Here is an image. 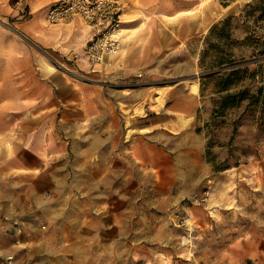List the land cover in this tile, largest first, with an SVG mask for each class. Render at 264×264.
I'll use <instances>...</instances> for the list:
<instances>
[{"label":"rangeland","instance_id":"obj_1","mask_svg":"<svg viewBox=\"0 0 264 264\" xmlns=\"http://www.w3.org/2000/svg\"><path fill=\"white\" fill-rule=\"evenodd\" d=\"M55 1L0 5V222L19 243L29 235L1 203L15 187L29 189L32 220L47 214L14 264H264V105L215 107L264 85V0H137L120 49L96 64L86 22H46ZM237 67L242 78L219 91ZM87 84L108 96V170L79 177L75 193L56 154L57 107ZM91 125L100 115H85Z\"/></svg>","mask_w":264,"mask_h":264},{"label":"crops","instance_id":"obj_2","mask_svg":"<svg viewBox=\"0 0 264 264\" xmlns=\"http://www.w3.org/2000/svg\"><path fill=\"white\" fill-rule=\"evenodd\" d=\"M123 29L126 28H122V31ZM64 85L65 84L61 85L60 90L64 91V89H66ZM78 90L79 93H77L76 97L74 95L76 91L73 86L70 87V95L66 94L67 91L65 93L66 95L62 93L61 100L57 107L59 112L58 132L60 138L56 144V154L58 159L61 160L60 168L64 169L68 167L69 173L77 180V184L74 187L75 193L82 191L78 183L79 177L92 175V170H96V173L100 174L102 177L106 175L105 170H108V166L104 167V160L107 159L111 140V138H109L110 129L108 125L110 109L108 96L105 95L104 89L102 87L95 89L87 84L81 85ZM6 95H9L7 91ZM62 96L65 97L62 98ZM76 111L79 113L78 116L74 115ZM85 115H87L90 124H92L93 118L100 115L101 127L95 128L91 125L89 130L88 127L82 129L81 126L85 120ZM104 123H106V125H104ZM81 130L87 131L84 134L81 133ZM117 142L119 145V139ZM122 146L124 157V145L122 144ZM136 153L138 154V152L134 154ZM118 156H120L119 152ZM15 162L16 167L24 171L31 169L30 164L22 158ZM106 181V179L102 180V182ZM99 184L100 181L97 185ZM28 191V188L21 187L20 189L19 187H15L11 194H9L7 200H1L2 204L9 207V210L15 209L16 213L26 219L25 231L29 235L25 236L24 234L23 236L26 240H23V238L19 243L20 236L16 238V234H11L10 225L6 226L3 222H0V264H4V262H2L3 257L5 258L9 254H14V256L19 254L21 244L28 243L30 240H37L40 236L39 234H41V237L43 235L38 225L39 223L47 221V214L42 213L37 221L32 220L33 218L30 217L31 210H35L36 207L33 204L31 205ZM35 195L36 193L33 192L32 196ZM52 219H54V217ZM6 228H9V234L6 232ZM27 258L30 257L28 256Z\"/></svg>","mask_w":264,"mask_h":264},{"label":"built area","instance_id":"obj_3","mask_svg":"<svg viewBox=\"0 0 264 264\" xmlns=\"http://www.w3.org/2000/svg\"><path fill=\"white\" fill-rule=\"evenodd\" d=\"M9 3V0H6ZM14 1L19 5L22 0ZM137 0H56L46 11L45 20L50 25L67 24L75 19L86 22L93 31L86 48L88 60L99 63L108 55L118 52L121 47L120 24L125 9ZM5 0H0V5ZM21 233L19 224L16 228ZM14 254L5 257L4 264H14Z\"/></svg>","mask_w":264,"mask_h":264},{"label":"trees","instance_id":"obj_4","mask_svg":"<svg viewBox=\"0 0 264 264\" xmlns=\"http://www.w3.org/2000/svg\"><path fill=\"white\" fill-rule=\"evenodd\" d=\"M260 9H261V14H264V8H260ZM229 19L230 17L225 19L222 23L223 24L227 23ZM211 32H212V28H211ZM207 52H208V48H206L203 51V54H202L203 58L207 54ZM262 54H264V52H262ZM224 62L225 61L221 59L218 64H222ZM245 71H246V68L242 69V67L232 68L229 71H225L219 77V80H217L216 82V85L219 91H227L232 85H234V83L238 82L242 78L243 72ZM261 72H264V67H262ZM250 96L256 98L255 100L256 103H260L264 105V85L258 87L255 94H252V95H249V92L247 89L240 90L237 93L227 92L225 95L221 97L219 101H217V103H215V107H216V104H217V107L221 109L227 106H236L241 100H243L244 98L250 97Z\"/></svg>","mask_w":264,"mask_h":264},{"label":"bare ground","instance_id":"obj_5","mask_svg":"<svg viewBox=\"0 0 264 264\" xmlns=\"http://www.w3.org/2000/svg\"><path fill=\"white\" fill-rule=\"evenodd\" d=\"M0 22L2 23V22H3V20H1V19H0ZM121 31H122V28L119 30V32H121Z\"/></svg>","mask_w":264,"mask_h":264}]
</instances>
